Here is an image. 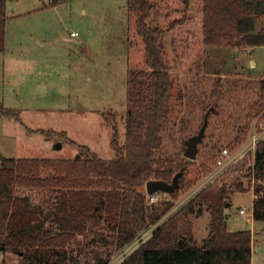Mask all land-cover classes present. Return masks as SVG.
I'll return each instance as SVG.
<instances>
[{"label":"trees","instance_id":"obj_1","mask_svg":"<svg viewBox=\"0 0 264 264\" xmlns=\"http://www.w3.org/2000/svg\"><path fill=\"white\" fill-rule=\"evenodd\" d=\"M126 4L124 144L119 147L114 126L110 145L115 157L110 160L85 146L79 157L70 159L3 157L0 255L16 254L21 264H108L116 252L155 225L145 244L119 264H251V232L227 229L229 186L206 188L162 221L179 192L190 189L207 167L187 158L162 159L158 153L173 110L171 73H196L208 46H264V0H126ZM6 8V1L0 0V52L5 48ZM166 33L168 44L163 41ZM217 87L214 96L220 94ZM259 87L249 118L264 108V81ZM246 128L236 131L233 144L245 139ZM256 158L255 175L264 176V142ZM176 175L178 188L168 200L148 205L146 182L170 184ZM254 194L253 220L264 221V184H256ZM197 204H206L211 215L210 233L200 244L185 240L178 225L181 213L193 211Z\"/></svg>","mask_w":264,"mask_h":264},{"label":"rangeland","instance_id":"obj_2","mask_svg":"<svg viewBox=\"0 0 264 264\" xmlns=\"http://www.w3.org/2000/svg\"><path fill=\"white\" fill-rule=\"evenodd\" d=\"M5 1L0 154L4 158L70 159L79 157L80 147L85 146L102 159H113L114 126L119 147L125 137L126 0ZM73 32L77 35L72 36ZM163 41L169 43V33ZM197 65L193 74L171 73L173 110L158 154L167 160L186 158V142L196 136L208 112L194 161L209 168L213 153L231 144L236 131L247 126V136L254 118L264 120V108L256 117L247 116L264 81V46H208ZM216 85L220 94L214 96ZM236 187L231 185L227 195L231 203L225 211L227 229L249 230L251 264H264V221L252 217L255 194L250 189L237 192ZM185 192H179L177 199ZM160 196L169 198L163 192ZM240 207L247 208L246 216L238 215ZM170 213L162 221L174 214ZM178 225L185 240L200 244L211 229L208 206L197 204L193 211H184ZM0 260L21 264L20 256L9 252L0 255Z\"/></svg>","mask_w":264,"mask_h":264},{"label":"built area","instance_id":"obj_3","mask_svg":"<svg viewBox=\"0 0 264 264\" xmlns=\"http://www.w3.org/2000/svg\"><path fill=\"white\" fill-rule=\"evenodd\" d=\"M76 36L77 33H71ZM258 116L250 123V131L245 139L238 144L225 145L216 150L211 157V167L207 168L193 186L188 189L185 194L174 201V207L170 214L175 210L181 209L198 194L209 187L231 186L232 183L244 185L246 190L250 189L254 193L256 184H264V176L257 177L255 175V167L257 165V150L261 143L264 142V120ZM243 187V186H242ZM236 191H240L237 190ZM146 201L148 205H153L163 200L160 192L153 194L146 193ZM254 195V194H253ZM166 199V198H165ZM168 200V199H166ZM177 201V202H176ZM176 202V203H175ZM247 208L240 207L238 209L239 216L247 215ZM155 225L139 233L128 245L120 249L110 260L108 264H119L125 260L134 250L141 247L152 235ZM0 264L2 260H0Z\"/></svg>","mask_w":264,"mask_h":264},{"label":"water","instance_id":"obj_4","mask_svg":"<svg viewBox=\"0 0 264 264\" xmlns=\"http://www.w3.org/2000/svg\"><path fill=\"white\" fill-rule=\"evenodd\" d=\"M207 114L208 112L205 114L204 119H203V125L199 129L196 136L191 137L186 142V151L184 153V157L192 161H194L196 158L197 144L201 141L204 129L207 124ZM2 158L3 156L0 154V160ZM178 176L179 175H176L170 184H167L162 181L149 180L145 184V191L148 194H153L155 192H163V193L171 194L178 188V182H177Z\"/></svg>","mask_w":264,"mask_h":264},{"label":"crops","instance_id":"obj_5","mask_svg":"<svg viewBox=\"0 0 264 264\" xmlns=\"http://www.w3.org/2000/svg\"><path fill=\"white\" fill-rule=\"evenodd\" d=\"M257 47H258V46H257ZM254 65H255L254 62H252V65H251V66H254ZM145 192H146V191H145ZM230 207H231V203H230V205L227 204V209H229ZM227 209H226V210H227ZM252 242H253V238H252Z\"/></svg>","mask_w":264,"mask_h":264}]
</instances>
